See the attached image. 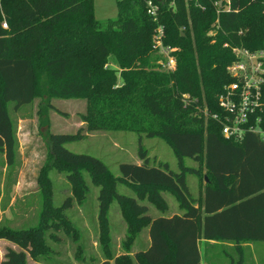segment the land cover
Masks as SVG:
<instances>
[{
	"label": "trees",
	"instance_id": "trees-1",
	"mask_svg": "<svg viewBox=\"0 0 264 264\" xmlns=\"http://www.w3.org/2000/svg\"><path fill=\"white\" fill-rule=\"evenodd\" d=\"M152 1L158 7L156 20L147 13L146 0H116V18L104 24L95 17L94 0L0 1V154L8 167L5 191L15 182L18 149L8 106L18 110L36 96L46 106H52L54 97H80L86 101L80 117L87 130L125 129L160 137L179 166L177 172L166 162L151 164L140 149L142 162L121 163L116 177L101 159L65 147L75 135L49 132V165L65 173L74 195L82 196L85 174L100 186L102 234L110 233L113 199L120 204L130 241L147 228L146 246L97 264H201V240L205 252L229 243L242 256L237 262L241 264L243 248L264 242V141L252 132L240 139L226 138L220 123L204 111L220 112L217 97L232 81L226 70L235 59L231 47L264 49V0ZM4 19L7 29L1 27ZM159 26L164 43L177 48L173 71L160 69L162 58L153 48ZM213 29L215 34L210 35ZM39 112L47 123L46 112ZM184 158L203 162L206 170L200 201L186 180V174L197 169L185 166ZM118 182L132 189L135 197L119 193ZM162 192L172 194L183 212L146 214L147 206L139 201L164 211ZM69 203L68 199L64 205ZM41 215L38 226L0 228V237L19 247H7L0 264H26L27 255L40 259L41 232L47 226L42 219L54 214L42 207ZM75 264L87 263L78 259Z\"/></svg>",
	"mask_w": 264,
	"mask_h": 264
},
{
	"label": "rangeland",
	"instance_id": "rangeland-1",
	"mask_svg": "<svg viewBox=\"0 0 264 264\" xmlns=\"http://www.w3.org/2000/svg\"><path fill=\"white\" fill-rule=\"evenodd\" d=\"M94 11L97 20L104 24L107 19L116 18V0H94ZM210 31L212 33L214 30ZM109 66L115 67L113 63ZM50 104L52 106H46L45 101L36 96L30 104L21 106L18 110H14L12 105L8 106L18 142L17 166L15 182L7 192L4 185L8 167L4 156L0 154V228L38 226L41 223L42 207L53 211L54 215L48 220L46 217L42 219V223H47V226L41 232L40 259L27 255L26 264H43L41 259L53 264H75L78 259L87 264H97L109 257L126 253L125 250L133 251L146 246L149 242L147 228L139 230L134 240L130 241L131 233L120 204L115 199L108 211L110 233L102 234L98 212L100 186L94 185L85 174L86 187H82V198L74 195L72 184L65 173L49 165L51 160L47 136L49 132L75 135L73 140L65 143V147L73 152L101 159L116 177L120 176L121 163L142 162L139 157L140 149L147 152L151 164L166 162L171 170L178 172V161L170 146L162 138L148 137L143 132L114 128L87 130L80 117L85 112L86 101L80 97H54L50 99ZM40 109L46 112L47 123L39 112ZM183 164L197 169V172L187 173L186 180L192 195L200 201L205 182L203 178L206 179L207 175L203 162L184 158ZM43 180H46L47 187H44ZM116 188L119 193L134 197L136 195L124 183H116ZM162 195L166 204L164 211L156 209L147 200H138L140 204L147 206L146 214L157 217L183 212L172 194L162 192ZM68 199L70 203L65 206ZM263 243L259 242L250 249L243 248L244 261L241 264H260L264 260ZM240 245L242 252V243ZM7 247L19 249L15 243L0 237V262ZM200 252L202 264L204 261L205 264H237L240 257L242 259L236 248L226 242L207 248L206 252L202 244Z\"/></svg>",
	"mask_w": 264,
	"mask_h": 264
},
{
	"label": "built area",
	"instance_id": "built-area-1",
	"mask_svg": "<svg viewBox=\"0 0 264 264\" xmlns=\"http://www.w3.org/2000/svg\"><path fill=\"white\" fill-rule=\"evenodd\" d=\"M157 8L152 0H146L147 13L154 20ZM1 27L8 28L5 19ZM213 30L214 33H208L215 34ZM163 39V27L159 26L153 34V48L162 58L158 61L160 68L173 71L176 64L173 53L177 48L165 44ZM231 50L235 59L227 65L226 70L232 81L224 85L217 97L220 112L208 113L205 110L204 113L220 123L221 133L226 138L240 139L246 132H252L264 141V49L250 51L242 46H234Z\"/></svg>",
	"mask_w": 264,
	"mask_h": 264
},
{
	"label": "crops",
	"instance_id": "crops-1",
	"mask_svg": "<svg viewBox=\"0 0 264 264\" xmlns=\"http://www.w3.org/2000/svg\"><path fill=\"white\" fill-rule=\"evenodd\" d=\"M175 214H177V213H175ZM173 215V214H172ZM172 215H168V216H172ZM148 234V233H147ZM148 239H149V237H148ZM202 243H203V240H201V245H202ZM201 264H202V260H201Z\"/></svg>",
	"mask_w": 264,
	"mask_h": 264
},
{
	"label": "water",
	"instance_id": "water-1",
	"mask_svg": "<svg viewBox=\"0 0 264 264\" xmlns=\"http://www.w3.org/2000/svg\"><path fill=\"white\" fill-rule=\"evenodd\" d=\"M156 1H158V2H159V1H161V0H156Z\"/></svg>",
	"mask_w": 264,
	"mask_h": 264
}]
</instances>
